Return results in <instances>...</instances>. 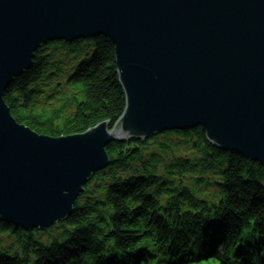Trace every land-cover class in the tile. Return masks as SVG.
<instances>
[{"label": "water", "instance_id": "water-1", "mask_svg": "<svg viewBox=\"0 0 264 264\" xmlns=\"http://www.w3.org/2000/svg\"><path fill=\"white\" fill-rule=\"evenodd\" d=\"M105 37L126 110L84 134L42 136L4 102L40 48ZM202 128L210 144L264 165V0H0V221L65 222L112 142Z\"/></svg>", "mask_w": 264, "mask_h": 264}, {"label": "trees", "instance_id": "trees-1", "mask_svg": "<svg viewBox=\"0 0 264 264\" xmlns=\"http://www.w3.org/2000/svg\"><path fill=\"white\" fill-rule=\"evenodd\" d=\"M15 121L62 138L126 110L105 37L38 50L4 96ZM73 214L45 232L0 221V264H264V165L202 128L112 142Z\"/></svg>", "mask_w": 264, "mask_h": 264}, {"label": "rangeland", "instance_id": "rangeland-1", "mask_svg": "<svg viewBox=\"0 0 264 264\" xmlns=\"http://www.w3.org/2000/svg\"><path fill=\"white\" fill-rule=\"evenodd\" d=\"M1 246V245H0Z\"/></svg>", "mask_w": 264, "mask_h": 264}]
</instances>
